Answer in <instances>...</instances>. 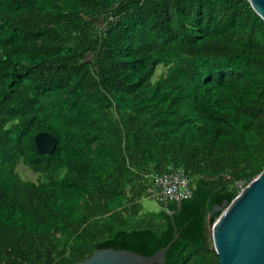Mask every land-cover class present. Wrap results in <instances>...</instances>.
Here are the masks:
<instances>
[{"label":"trees","instance_id":"1","mask_svg":"<svg viewBox=\"0 0 264 264\" xmlns=\"http://www.w3.org/2000/svg\"><path fill=\"white\" fill-rule=\"evenodd\" d=\"M176 169L191 198L141 214L151 176ZM262 170L264 22L247 0H0V264L148 257L175 230L164 264H218L211 208Z\"/></svg>","mask_w":264,"mask_h":264},{"label":"water","instance_id":"2","mask_svg":"<svg viewBox=\"0 0 264 264\" xmlns=\"http://www.w3.org/2000/svg\"><path fill=\"white\" fill-rule=\"evenodd\" d=\"M264 22V0H247ZM36 151L51 154L56 139L47 132L34 138ZM219 214L212 226V241L218 264H264V170L228 203L214 205L210 216ZM179 238L173 239L152 256L128 250L98 249L74 264H164L166 253Z\"/></svg>","mask_w":264,"mask_h":264},{"label":"built area","instance_id":"3","mask_svg":"<svg viewBox=\"0 0 264 264\" xmlns=\"http://www.w3.org/2000/svg\"><path fill=\"white\" fill-rule=\"evenodd\" d=\"M153 197L166 206L170 202L180 203L190 199L193 191V180L182 169L172 170L163 175L151 176ZM242 182L236 183L238 193L245 187Z\"/></svg>","mask_w":264,"mask_h":264},{"label":"rangeland","instance_id":"4","mask_svg":"<svg viewBox=\"0 0 264 264\" xmlns=\"http://www.w3.org/2000/svg\"><path fill=\"white\" fill-rule=\"evenodd\" d=\"M162 71H163V68H161V67L158 68L155 77H158ZM19 169L22 172L23 176H26L32 180L35 179V177H36L35 174L29 172L24 167L20 166ZM141 205L143 207L141 214L147 213V212H157L160 209V204L155 199V197H152V196L143 197V199L141 201Z\"/></svg>","mask_w":264,"mask_h":264},{"label":"crops","instance_id":"5","mask_svg":"<svg viewBox=\"0 0 264 264\" xmlns=\"http://www.w3.org/2000/svg\"><path fill=\"white\" fill-rule=\"evenodd\" d=\"M153 192V191H152ZM151 196L153 197V194H151ZM159 203V202H158Z\"/></svg>","mask_w":264,"mask_h":264}]
</instances>
